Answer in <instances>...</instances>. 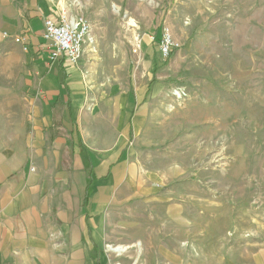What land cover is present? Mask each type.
I'll return each mask as SVG.
<instances>
[{"label":"rangeland","instance_id":"1","mask_svg":"<svg viewBox=\"0 0 264 264\" xmlns=\"http://www.w3.org/2000/svg\"><path fill=\"white\" fill-rule=\"evenodd\" d=\"M51 2L90 24L66 79L83 169L106 175L103 210L118 212L105 236L111 263L264 264V0ZM34 5L0 0V130L14 135L52 62L33 63L2 34L21 30ZM164 27L177 44L167 58ZM245 84L259 86V110L224 122ZM106 136L113 145H99ZM102 151L110 172L94 160Z\"/></svg>","mask_w":264,"mask_h":264},{"label":"crops","instance_id":"2","mask_svg":"<svg viewBox=\"0 0 264 264\" xmlns=\"http://www.w3.org/2000/svg\"><path fill=\"white\" fill-rule=\"evenodd\" d=\"M35 4L25 9L23 28L15 33L29 31L27 52L33 63L44 65L49 59L41 37L43 18L58 12L51 0ZM71 67L52 62L45 69L44 94L28 96L26 125L16 135L0 130V264H112L105 236L110 216L118 212L103 210L106 175L92 178L93 170L83 169L89 157L74 140L83 136L79 121L73 122L66 79ZM99 141L104 147L114 144L107 136ZM111 156L102 151L94 160L99 167L107 161L110 172ZM112 179L117 186L115 172Z\"/></svg>","mask_w":264,"mask_h":264},{"label":"built area","instance_id":"3","mask_svg":"<svg viewBox=\"0 0 264 264\" xmlns=\"http://www.w3.org/2000/svg\"><path fill=\"white\" fill-rule=\"evenodd\" d=\"M29 31H21L15 34L3 32L2 37H10L27 51L29 44ZM90 33V24L82 16L68 18L64 12H58L56 16L43 18L41 37L44 48L50 62L62 61L75 65L83 51V44ZM168 27L162 28L158 46L160 53L168 57L176 46Z\"/></svg>","mask_w":264,"mask_h":264},{"label":"bare ground","instance_id":"4","mask_svg":"<svg viewBox=\"0 0 264 264\" xmlns=\"http://www.w3.org/2000/svg\"><path fill=\"white\" fill-rule=\"evenodd\" d=\"M226 88L227 87H223V89L225 90ZM258 91H259V86L253 84H248V85L245 84V87H237L236 92H234L237 93V95L236 97H232L231 102L229 103V108L224 111L225 114L223 121L227 122L231 117L238 116L241 113L251 115L257 112L260 106L259 100L257 99L260 96V94L258 95ZM247 97L250 98V100L247 99ZM259 210H263V209L260 207ZM111 249L116 252H121L120 247H111Z\"/></svg>","mask_w":264,"mask_h":264}]
</instances>
